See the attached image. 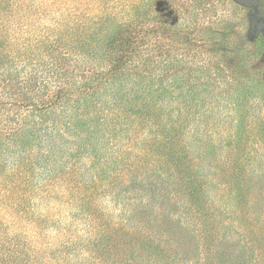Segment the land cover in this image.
Instances as JSON below:
<instances>
[{"label": "trees", "instance_id": "16d2710c", "mask_svg": "<svg viewBox=\"0 0 264 264\" xmlns=\"http://www.w3.org/2000/svg\"><path fill=\"white\" fill-rule=\"evenodd\" d=\"M186 2L0 0L25 32L72 19L0 34V67L21 78L0 109L23 100L38 117L0 112V264H264L262 98L235 99L210 55L164 43L171 28L151 22L192 35L209 9ZM24 54L36 71L18 69ZM38 86L56 106L29 100ZM219 107L235 123L221 146L202 131Z\"/></svg>", "mask_w": 264, "mask_h": 264}, {"label": "rangeland", "instance_id": "374dc122", "mask_svg": "<svg viewBox=\"0 0 264 264\" xmlns=\"http://www.w3.org/2000/svg\"><path fill=\"white\" fill-rule=\"evenodd\" d=\"M59 1L72 5L74 2L81 0ZM186 1L188 0H174V4L178 6L180 12L188 9L189 3ZM49 15V18L53 17V13ZM64 15L65 13L56 12L51 23L42 24L43 26L41 25L39 27L38 33L35 32L32 26L25 32V25L18 28L15 22L3 24L2 18L0 20V34L3 35V32L17 33L18 31V33L23 34V40H27L25 34H40L41 30V32L47 34L51 32L54 24H61L64 21L72 20L71 18H64ZM42 17H44V13ZM46 18H48V16H46ZM157 21H153L150 24L155 22V25L160 26L164 24L163 26L171 28V31L169 30L170 32L167 33V38L164 40V43L167 44L169 48H172L173 51L182 55L196 54L197 56L194 55L195 60L199 63L203 62L202 59L205 58V56L210 55L213 61L207 63L210 67L207 74L216 81L224 82L222 84L231 83L240 86L239 90L231 88L235 99L241 100V97L246 95V93L249 92L248 90L251 89L252 92H255L254 95L256 97L262 98V110H256L253 113L262 112L261 115H264V0H209V9L206 11V14L201 17L196 25H193L190 30H187L188 33L193 32L192 35L188 34L187 36L178 33L174 34V32L178 31L172 29V21L160 23ZM63 28L66 29L67 27H61V29ZM15 37L17 40V34ZM29 48L34 47L29 45ZM39 51H41V49H39ZM29 57H31V55ZM29 57L24 54L20 57L22 61L16 59L18 69H21L22 66L30 71L33 68L32 66H35V71L38 69V65L40 64L35 55L33 64L29 66L19 64V62L28 64ZM215 64L219 65V67ZM77 66H79V64H77ZM40 68L42 69L41 66ZM10 69L11 66L9 64L0 67V98L9 95L7 92L11 83H9L8 78L10 80L21 79L20 77L9 75L10 71H12ZM35 71H33V74L40 75V73H36ZM25 74L26 73H22L23 78H27ZM42 75H46V72ZM72 78V76H68L66 81L64 80L65 83L68 82L69 87L76 86ZM234 81L235 83H233ZM3 87L6 89H3ZM42 90L43 89L38 86L32 92H29V100L40 101L39 98L41 100L45 98V100H47L46 104H44L46 107L51 108L52 106H56L57 102L55 103V100L50 98L51 96L46 95L49 98L45 97ZM76 92L77 90L71 95L74 97ZM21 104L19 108H3L0 109V112L7 111L10 116L17 117L18 114L15 115L16 111H18V113L25 111L22 114H26V116H19V120L24 118L25 121H37L38 117L30 116V112L33 110V103L22 100ZM226 110L225 108L221 110L219 107L214 112L211 111L206 121L208 123H205L202 127V131H207L218 146L222 144L225 145L228 141V136L235 129L234 119L231 118V115L226 114ZM35 113L36 111H34V114ZM193 129H195L194 126ZM26 233L30 234L28 232Z\"/></svg>", "mask_w": 264, "mask_h": 264}]
</instances>
